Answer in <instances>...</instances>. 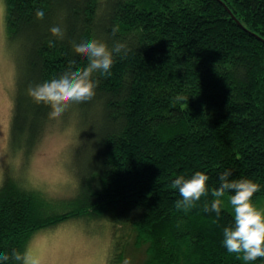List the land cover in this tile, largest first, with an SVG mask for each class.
Here are the masks:
<instances>
[{"label": "trees", "instance_id": "16d2710c", "mask_svg": "<svg viewBox=\"0 0 264 264\" xmlns=\"http://www.w3.org/2000/svg\"><path fill=\"white\" fill-rule=\"evenodd\" d=\"M6 48L15 66L9 149L29 156L53 119L29 85L88 58L73 43L127 45L92 100L73 103L76 193L62 206L26 188L10 166L0 185V253L24 252L38 232L69 220L110 227L107 264H264L223 245L234 225L228 192L217 215L220 175L259 182L264 201V0H5ZM44 18H36V10ZM59 25L64 38L52 36ZM119 31L113 34V27ZM54 40L55 47L48 41ZM177 95L188 100L176 102ZM28 158V157H27ZM209 176L208 193L178 209L175 178ZM57 207V208H56ZM102 224V223H101ZM0 264H18L12 259Z\"/></svg>", "mask_w": 264, "mask_h": 264}, {"label": "rangeland", "instance_id": "374dc122", "mask_svg": "<svg viewBox=\"0 0 264 264\" xmlns=\"http://www.w3.org/2000/svg\"><path fill=\"white\" fill-rule=\"evenodd\" d=\"M5 11V0H0V185L10 166L26 188L61 207L77 189L71 169L74 110L68 108L53 119L29 156L21 148L9 149L15 66L5 47ZM256 205L264 207V201ZM103 221L80 218L42 230L30 239L27 250L37 264H107L111 233L107 220Z\"/></svg>", "mask_w": 264, "mask_h": 264}, {"label": "clouds", "instance_id": "9594fccd", "mask_svg": "<svg viewBox=\"0 0 264 264\" xmlns=\"http://www.w3.org/2000/svg\"><path fill=\"white\" fill-rule=\"evenodd\" d=\"M36 18L43 19L44 11L36 10ZM119 31L118 26L113 27V34ZM52 36L57 39L64 38V30L59 26L50 28ZM49 47H55V41H48ZM73 49L77 54L86 56L88 64L83 68H74L75 61H69L66 71L41 84L29 85L27 94L36 104L50 106L49 118H59L71 104L84 103L92 100L96 94V88L100 81L93 79L94 73L110 75V69L114 63L115 55L127 50L125 43L116 42L110 48L103 40L92 38L79 44L73 43ZM179 103L189 98L177 95ZM230 171H224L220 175L221 184L218 189L212 190L214 200L208 211L220 214L222 198L228 192H234L229 197V203L234 210V225L224 228L223 245L229 253L242 254L240 258L246 262L264 258V207H258L252 200L256 192L260 190L259 182L251 179L230 180ZM209 176L203 171H197L190 178L181 175L172 182V187L178 189L181 200L176 201V207L188 212L195 207L196 202L208 193ZM9 259L18 264H37L30 252L14 250L11 256L0 253V262ZM122 264H132L131 257L123 259Z\"/></svg>", "mask_w": 264, "mask_h": 264}]
</instances>
